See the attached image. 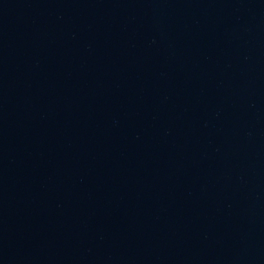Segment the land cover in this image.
I'll use <instances>...</instances> for the list:
<instances>
[{"label": "water", "instance_id": "obj_1", "mask_svg": "<svg viewBox=\"0 0 264 264\" xmlns=\"http://www.w3.org/2000/svg\"><path fill=\"white\" fill-rule=\"evenodd\" d=\"M0 264H264V0H0Z\"/></svg>", "mask_w": 264, "mask_h": 264}]
</instances>
